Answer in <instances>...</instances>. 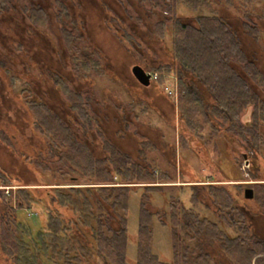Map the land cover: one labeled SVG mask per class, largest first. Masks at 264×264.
<instances>
[{"label": "flooded vegetation", "instance_id": "1", "mask_svg": "<svg viewBox=\"0 0 264 264\" xmlns=\"http://www.w3.org/2000/svg\"><path fill=\"white\" fill-rule=\"evenodd\" d=\"M214 16L237 42L232 60L219 51L223 67L204 42L216 34L199 32L200 19L209 26ZM263 34L264 0H0V149L13 155L0 159L4 180L13 183L0 188L101 185L53 171L107 168L108 185L144 189L131 264H140L143 210L151 232L145 264H264ZM222 69L249 81L260 101L255 115L240 113L238 124L224 100L229 92L215 81ZM166 74L175 96L161 87ZM222 74L227 83L238 80ZM252 124L263 146L248 132ZM152 152L172 174L152 164ZM195 159L205 175L189 170ZM22 165L31 175H22ZM122 167L143 179L124 180L114 172ZM151 190L162 211H151ZM24 212L35 224L42 216ZM153 220L168 229L165 259L153 250Z\"/></svg>", "mask_w": 264, "mask_h": 264}, {"label": "trees", "instance_id": "2", "mask_svg": "<svg viewBox=\"0 0 264 264\" xmlns=\"http://www.w3.org/2000/svg\"><path fill=\"white\" fill-rule=\"evenodd\" d=\"M205 23L200 19L199 32L216 34L213 40L204 42L213 46L214 65L220 64L223 67L225 57L219 56V51L227 53L226 59L232 60L237 42L220 17L214 16L209 26ZM186 33L197 34V30L187 29ZM217 72L215 81L219 88L229 92L223 96L233 122L238 124L239 115L244 109L255 115L260 106L264 108L263 104L259 106L260 101L249 81L233 70L222 69ZM223 72H230L232 79L236 77V84L227 83ZM248 132L253 135L256 146H263L259 127L252 124L248 127ZM261 160L264 161V153ZM48 169L51 170L43 167V170ZM119 169L114 172L119 173L126 181L143 179L141 175L132 176L126 167ZM64 170L86 176L85 179L91 181L89 183L101 185L53 187L35 193L19 188L9 189V194L0 188V264H94L98 261L124 264L127 194L131 187L104 185L112 181L111 172L107 168L96 171L91 167L84 170L76 165L74 169L58 168L53 172L64 175L67 173ZM12 184L7 179L4 180V175L0 172V186ZM17 209L23 214L17 215L21 213ZM24 209L37 210L42 214L37 224L31 219L26 220ZM150 234L143 210L138 233L140 264H145V250L150 242Z\"/></svg>", "mask_w": 264, "mask_h": 264}, {"label": "rangeland", "instance_id": "3", "mask_svg": "<svg viewBox=\"0 0 264 264\" xmlns=\"http://www.w3.org/2000/svg\"><path fill=\"white\" fill-rule=\"evenodd\" d=\"M262 45L264 46V36H263ZM164 76H165V78H164L165 81L163 79L164 82L161 85L162 89H163V86L165 84L173 85V80H174L173 77L168 76L167 74ZM107 89L111 90L110 86H107ZM116 98L119 101H126V97H122L120 92L116 96ZM138 111H139V109L135 108V110L133 109L132 113H137ZM141 120H142V122H144L146 119H145V117H142ZM36 134H37V132H36ZM171 135H173V134H171ZM137 139H140V137H137ZM24 147H28V145L24 144ZM7 154L9 157L10 156L13 157V155H11L10 153L5 152L3 149H0V159H2V158H4V160L7 159L5 157V156H7ZM148 157H149V160L152 161V164L154 166L157 165L160 169L165 170V171H169L171 174L173 173L174 170L171 168V165H169L167 162H165L164 158H162L158 152H152V153L148 154ZM190 157H192V155ZM194 162H195L194 166L191 169H189L193 172L192 174H195L194 176H197V171H198V173L205 175L202 164L199 161H196V159L194 160ZM1 164H3V163L0 162V165ZM10 165L12 166V168L14 167V165H17V168H19V164H17L15 161H12ZM54 165H56V164H54ZM21 168H23V171L21 172L22 175H26V174L31 175V172L28 169H25L24 165H22ZM241 172H243V170H241ZM57 180H58L57 178H53L52 182L57 181ZM48 181H51V180L48 179ZM108 184H110V183H105L104 185H108ZM166 190H168V193H170V194H175L176 189L175 188L163 189L164 192ZM141 192H144V189L143 190L138 189V191L132 190L128 193L127 260H128L129 264H131L132 262H135L136 255H137V253H136V236H137V231H138L139 198H140ZM150 192L152 194L151 195L152 205L150 206L151 211L156 212L158 209H160L162 211L161 208H165V204H164L163 200H161V198L158 196L159 193L156 192V190H151ZM206 213L209 214L208 211H206ZM152 226H153V250L159 258L165 259L166 257L170 256V251H171L168 229L165 228L164 225L159 224L156 220L152 221Z\"/></svg>", "mask_w": 264, "mask_h": 264}, {"label": "built area", "instance_id": "4", "mask_svg": "<svg viewBox=\"0 0 264 264\" xmlns=\"http://www.w3.org/2000/svg\"><path fill=\"white\" fill-rule=\"evenodd\" d=\"M154 78H157V73L153 75ZM163 90L167 93H169L172 96H175V85L165 84L163 86Z\"/></svg>", "mask_w": 264, "mask_h": 264}, {"label": "water", "instance_id": "5", "mask_svg": "<svg viewBox=\"0 0 264 264\" xmlns=\"http://www.w3.org/2000/svg\"><path fill=\"white\" fill-rule=\"evenodd\" d=\"M142 80V79H141Z\"/></svg>", "mask_w": 264, "mask_h": 264}]
</instances>
